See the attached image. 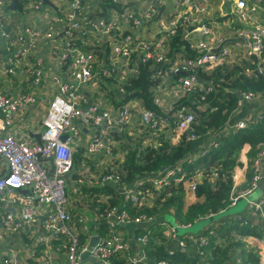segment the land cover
<instances>
[{"label": "built area", "instance_id": "obj_1", "mask_svg": "<svg viewBox=\"0 0 264 264\" xmlns=\"http://www.w3.org/2000/svg\"><path fill=\"white\" fill-rule=\"evenodd\" d=\"M12 1L0 0V35L10 40L13 45L20 47L9 59L7 67L0 62V74L13 73L14 66L19 64L24 57L36 56L35 49L41 37L56 39L60 32H64L65 36L60 37L63 45L58 52V57L64 67L68 66L71 81H64L59 76L53 78L54 83L60 85L61 93L51 101L44 121L42 143H30L27 140L19 139L10 129L22 106L35 102L34 95L22 94L17 98L0 96V109L5 114L3 129L8 131L0 134V156L7 167L6 173L0 176V205L7 201L9 195H12L13 202L19 203L21 206L18 215L8 212L1 217V223L10 232H18L21 226L31 228L37 223L43 208L48 205L53 206L54 210L47 216L44 226L46 231L53 236L66 235L69 237L66 261L63 264H83L81 255L88 250V247L81 244L79 233L70 226V222L75 218V213L66 208V183L69 180L68 174L73 170L74 153L78 149L74 146L79 145L81 134V129L75 122L82 123L87 129L96 132L86 148V153L90 156L100 154L105 148L104 142L107 141L108 144L110 142L109 136L112 129L129 120L135 114L140 116L141 122L154 134L168 131L170 136L173 135L180 140L184 136L187 140L197 139L198 135L193 131L195 114L181 101L191 98L198 90L211 91L213 89V86L201 84L200 69L209 71L219 66L236 63L240 59V54L234 52L226 44L219 51L215 50L225 41V37L219 34L212 24L219 22L221 26L228 27L235 39L234 46L237 49L243 48L248 56H252L250 57L251 68L247 69L245 74L247 76L263 75L264 0H228V11L224 13L222 8H219L221 14L219 16L215 15L216 6L213 0H144L148 5L142 12H137L139 7L134 3L141 0H110L123 10L121 15L111 18L92 17L84 7L85 0H69V8H67L66 0L59 2L51 0L58 10L65 8L64 17L57 14L58 10L51 6H44L43 1L38 0L30 4L28 8L35 10L36 17L38 14H41L42 17L46 13L47 18L44 25L47 28L29 26L25 27L21 34L7 32L4 25L2 9L7 8ZM167 6H172L171 18L161 20L158 37L146 39L143 35L147 23L162 15ZM60 24L63 25L62 29L58 28ZM180 25L185 28V36L190 40L193 39V47L199 51V54L195 58L177 60L171 64L165 58L166 41L170 36L176 34ZM125 30H130V33L123 35ZM114 31L115 33H113ZM89 35L97 37L93 46H96L99 40H115L110 56L111 65L103 70L106 77L112 75L118 68H129L133 74L138 73L137 66L131 62L136 53L144 60L154 57L158 63L169 64L167 68L159 67L157 74H161L165 78H173L171 81L173 97L171 102L166 104L162 98L156 97L157 110L144 106L132 108L131 105L126 104L117 115L103 107V104L101 105L98 100L90 102L82 93V87L90 84L97 77L98 57L94 51L84 50L76 42L77 39ZM120 36L124 37L120 39ZM34 58L30 73L33 76V81L40 83L44 75L43 64L40 58ZM92 89H94V94H98L100 85L94 83ZM262 95L261 92L253 91L239 93L236 112L244 105L259 100ZM204 98L202 96L201 99ZM81 101H84L85 105H82ZM245 119L238 120L234 126L244 127L251 124V122H244ZM263 120L264 116H261L257 121L263 122ZM65 135L67 137L64 140ZM249 150L250 146L245 145L240 152L238 164L231 172L232 185L229 204L219 213L236 206L240 200L246 199L248 206L245 213H249L254 218L261 217L264 220V196L249 200L250 196L260 188L264 179L262 171L264 145L258 148L251 162L248 156ZM200 151L193 155L190 154L189 162L193 161L196 156L200 157L206 154L205 151L200 154ZM48 160L52 161V166H48ZM83 170L84 172L77 183L88 187L96 184L95 180L99 175L92 174L88 165L84 166ZM103 175V182L118 184L121 180V176L117 172H107ZM185 176L186 173L182 172V166L177 164L166 171L159 172L154 184L161 188L170 184L172 178H175L176 182H180ZM220 177L225 180L226 175H221L216 171L209 180L215 182ZM204 178V174L196 170L195 177L185 181L189 192L195 195L197 184ZM138 182L140 181L122 188L125 190L123 193L126 200L138 202L139 184L138 187H135ZM19 190H28L29 193L13 194L14 191ZM120 208H112L105 216L108 237L101 239V242L89 250L91 258L105 264H114L112 261L114 256L124 259L126 264H144L147 260L145 246L153 237V230L150 229L152 226L133 236L135 246H132L127 236L118 230L120 223H140L152 220L153 224L160 223L165 228L163 231L165 240L162 238L160 242L162 243L163 240L166 243L169 257L151 264H182L171 261L170 258L177 252L171 247V242H175L179 250L193 247L200 256L207 255L206 249L211 246L212 239L218 235V230L216 232L214 227L208 226L197 235L189 233L180 236L179 229L191 227L192 222H183L173 226L167 221H161L159 218H153L146 214L133 217L125 210L124 205L122 209ZM217 214L210 212L205 216L199 215L195 222L206 218L213 220ZM80 220L85 222L86 215L81 214ZM260 262L264 264V249ZM4 264L18 263L16 258H7ZM43 264H48V262ZM236 264H243L240 258L237 259Z\"/></svg>", "mask_w": 264, "mask_h": 264}, {"label": "trees", "instance_id": "obj_2", "mask_svg": "<svg viewBox=\"0 0 264 264\" xmlns=\"http://www.w3.org/2000/svg\"><path fill=\"white\" fill-rule=\"evenodd\" d=\"M93 3H98L99 6V10L94 9L89 12L94 18L108 16L107 11L109 9H116L119 12L123 11L120 6L110 2V0H93ZM27 4L28 0H19L16 10L9 11L6 7L2 9L3 21L7 32L21 34L25 27L34 25V21H31V25L25 23V26L21 29L22 23L17 22L13 17L5 19L7 12L33 16L36 12L33 9H29ZM63 10H58L57 14L60 17H64L65 15ZM58 28L62 29L63 25L60 24ZM184 29V26L180 25L176 34L170 36L166 41L165 58L171 64L177 60L195 58L199 54V51L193 47V40L185 36ZM116 32L118 33V31ZM128 33H130V30H125L123 35ZM63 35L65 36L64 32H60L57 37H62ZM123 37L120 36L119 38L122 39ZM85 38L91 39L89 45H82L81 42H78L81 38L76 41L77 45L84 50L94 51L98 57V64L105 61V68L109 67L111 65L110 56L115 40H99L97 45L93 46V43L97 41V37L89 35ZM19 47L18 45L17 48ZM262 54L264 57V50ZM138 55L137 53L134 54L133 60L131 61L137 66L138 73L132 74L123 83H120L117 76H115L116 71L107 77L104 76L102 71L100 74V90L101 88L107 90L106 97L117 100V87L115 89L112 88L117 83L119 85L117 89H123L124 93L127 94V99H140L148 108L157 110L155 88L165 78L163 75L157 74V72L159 67L167 68L169 64L158 63L154 57L144 60ZM27 57H32V55ZM250 57L252 56H247L239 62L219 66L209 71L200 69L201 84L204 86H213V89L211 91H206V89L204 91L198 90L191 98H186L181 101L183 105H186L195 114L193 131L198 135L197 139L187 140L184 136L178 144H172L170 142L169 132L164 131L156 135L159 140L157 145L142 148L140 142L132 141L130 136L124 133H117V130L110 132V136L115 140L121 141L125 138L126 141L127 138V143L123 142L124 144L122 145L125 149V155L115 162V165H118V169L115 172L121 176V180L118 183L119 186L121 188L131 186L136 177L142 179L135 184V187H138L139 184L140 188L138 202L127 200L124 204L125 210L131 216L135 217L140 214H146L153 218H158L168 208L171 209L173 207L172 211L174 213L172 214L174 217L177 216L179 221H190L199 215L205 216L210 212L219 213L228 206L232 185L231 172L238 164L241 150L245 145L250 146L248 156L251 162L258 148L264 145V121L251 123L244 127L233 125L230 127L228 133L222 134V132L228 130V121L238 108L239 93L253 91L261 92L264 95V74H254L253 76H247L245 74V71L251 68ZM13 74H15V71ZM172 80L173 78L168 80L170 85ZM2 84V78H0V86ZM202 96L205 98L201 99ZM214 135H217L218 138L211 142L207 153L200 157L196 156L193 158V161L189 162V155L194 151L204 148L205 144L209 142L210 137L212 136L211 139H213ZM94 157L87 153L84 154V151L78 148L72 159L73 167H79L83 164L86 165ZM177 164L182 166V172L186 173L185 178L180 182H176L175 178H172L170 184L161 188L156 187L154 182L157 174ZM163 167H166L165 170H161ZM196 170L201 171L205 178L197 184L195 196L198 200L186 208L184 205L187 194L185 181L192 180L195 177ZM216 171L220 172L221 175L225 174V180L220 177L215 182H211L209 178ZM68 177H70L71 181V173L68 174ZM106 194H110L111 196L104 199L102 196ZM80 198L83 206L91 208L96 214L99 231H103L102 235H107L108 225L105 216L112 208L122 205V196L117 188H113L111 183L108 182L102 187H86V189H83ZM80 218L81 214L76 215L70 222V226L78 232L83 231L86 227L83 224L85 222L81 221ZM225 220L228 222L223 224L219 229V233L221 234L219 243L211 242V246L208 248L209 252L206 257L209 263L228 264L237 249L241 248L240 250H242V256L245 260L259 264L257 248L243 249L244 241L241 237L249 234H257V228L262 227L258 226L254 219H248L249 224H246L243 218L240 221L234 219V216L222 218V221ZM150 229L153 230V237L145 246L147 260L144 264L147 261L155 263L162 258L167 259L169 257L165 245L160 242L163 238L160 223L154 224ZM23 230L25 228L21 226L19 231L22 232ZM233 230H236V235L231 233ZM81 236V238H84L85 235L83 232ZM58 238L65 239V247L68 245V236L62 235ZM59 240L56 238L53 241L57 244ZM39 249L40 247L36 248V250ZM170 259L171 261H177L182 264H204L200 258L187 250L177 251ZM112 261L114 264H126L125 260L119 256H114Z\"/></svg>", "mask_w": 264, "mask_h": 264}, {"label": "crops", "instance_id": "obj_3", "mask_svg": "<svg viewBox=\"0 0 264 264\" xmlns=\"http://www.w3.org/2000/svg\"><path fill=\"white\" fill-rule=\"evenodd\" d=\"M61 0H57L59 2ZM67 1V8H69V0ZM112 2V1H110ZM221 2H224V4H221ZM136 6L139 7L137 12H142L144 8L148 5L146 1L141 0L140 2H134ZM228 0H218V3L216 5V11L215 15L219 16L220 11L219 8H222L223 12L228 11ZM94 4V5H93ZM84 7L88 12H91L94 9L99 10L98 3H93V0H85L84 1ZM167 8V7H166ZM101 9V8H100ZM108 16H102L99 18H111L116 15H121L122 13L119 12L116 9H109L108 11ZM169 13V16L171 15V11L167 12ZM165 11L162 15L159 17L155 18L154 20L150 21L146 25V30L152 29V32L147 34L148 37L146 39H153V37H158L159 32L161 30L160 28V23L161 20H167L164 17ZM12 18L9 13L5 14V19L6 18ZM47 15L44 13V15L41 14L36 17V14L34 15H29L28 19L31 21H34L35 27H42V28H47V26L44 25L46 21ZM218 20V19H216ZM27 21V20H26ZM26 23V22H25ZM43 25V26H42ZM216 31L221 34L222 36L225 37L224 40H229L226 45L230 48L233 49L234 52H237L240 54V59L238 62L246 58L248 54H246L245 50L243 48L237 49L235 45V39L233 37L232 32L228 27L221 26L219 22L212 24ZM25 24H22L21 29ZM147 35H143L146 37ZM78 40V39H77ZM90 38H84L81 40H78V42H81L82 45H89L90 44ZM193 40V39H191ZM63 42L60 37L56 39H47L45 37H41L38 40V45L35 49V55L32 57H24L19 64L14 66L15 68V74L13 73H2L0 74V78H2V86H0V96H7V97H12V98H17L21 96L22 94H31L34 95L35 97V102L25 104L22 106V108L17 112L14 124L11 126V130L14 133V135L22 140H27L30 143H39V139L37 138V135L40 134V138L42 140V133L44 131V121L47 116V113L50 108V104L52 99L61 93L60 90V85L57 83H54V77L59 76L62 80L64 81H71L70 74H69V68L64 67L62 61L58 57V52L62 48ZM17 51V46L13 45L10 40L3 38L0 35V62L4 63L5 67L8 66L9 64V59L13 57L14 53ZM40 58L42 60L43 64V70H44V75H43V80L40 83H35L33 81L32 75L29 73L31 71V68L33 66V63L35 61V58ZM106 62H102L97 65L96 69V78L90 82V84L84 85L82 87V93L88 98V100L91 101H100L101 105L103 104V107H106L107 109H110L113 111L112 113L117 115L119 111L127 105H131L132 108H135L137 106H144L148 108L144 102L140 99L136 98H129L127 99V94L124 93V90H119L117 89L119 85L117 83L112 86V88H116V96L117 100H114L112 98L106 97L107 90L102 89L98 94H94V89L93 85L94 83H97L100 85V74L105 68ZM116 75L117 78L119 79L120 83H123L129 76H131L133 73L127 69H116ZM32 78V80H30ZM170 78L168 77L167 80H165L162 83L159 84V87L155 88V98L157 96L161 97L162 100L167 103L170 102L173 97L171 94V89L172 86L170 83H168ZM82 105H85L84 101H81ZM252 104H259L258 107H255L249 111V116L244 120V122L247 123H260L258 122V117L264 116V95L262 97L253 102L249 103L246 105H252ZM246 105L243 106L246 107ZM151 109V108H148ZM4 119H5V114L4 112L0 109V134L8 132L7 129H3V124H4ZM264 121V120H263ZM78 125V122H75ZM231 126H227L228 130L222 132V134H226L229 132ZM9 130V129H8ZM90 131L84 132L81 129V134L79 137V145L77 144L78 148H81L82 151H84V154H86V148L91 141L96 132H94L92 129H89ZM112 130H117V133H124L125 135L130 136V139L134 142L139 141L142 148H145L147 146L153 147L158 144L159 140L157 136L150 131L142 122L140 119V116L138 114H135L132 116L129 120H126L125 122L119 124L118 126L115 127V129ZM212 137V136H211ZM208 143L205 144L204 147H209L210 143L213 142L215 139H217V135H214L213 139H211ZM170 142L172 144H178L180 142V138L174 137L173 135H169ZM110 142L109 144H106V141L104 142L105 148L102 149V152L98 155H96L93 159L88 161L82 166L79 167H73V170L71 172V181L70 177L69 180L66 183V193H67V204L66 208L75 213V216L79 214H85L86 215V220L85 223H83L86 227L83 231L77 232L81 236V233H84V238L80 237L81 244L84 247H88L91 241V238L93 236H100L101 239L107 238V235L103 234V231H99V227L97 225V218L96 214L93 212L91 208H86L87 206H83L82 201H81V194L83 192V189H86V185L79 184L77 181L80 179L82 176V173L84 172V166H87L90 168L92 171V174L95 175H100L104 174L107 172H115L118 169V165H115V162L117 160H120L121 157L125 155V149L123 148V144L127 143V138L125 141V138H123L121 141L120 140H115L112 136H109ZM124 142V143H123ZM202 149V148H201ZM200 149V150H201ZM197 150V151H200ZM196 151V152H197ZM48 166H52V161L48 160ZM264 163V161H263ZM7 171V167L5 164V161L3 158L0 156V176L4 175ZM264 171V166L263 170ZM249 175V173H248ZM139 177H136L135 179H138ZM142 179L138 180L141 181ZM135 181V180H134ZM133 181V183H134ZM111 186L113 188H117L118 192L122 196V202L121 204L124 205L125 202L127 201L125 198V194L122 192V188L119 186V184H113L111 183ZM120 187V188H119ZM186 189V202L184 203L185 207L187 208L190 204L196 202L198 198L189 192L187 188V184L185 185ZM28 191V190H27ZM26 190H19V191H14L13 194L16 193H24L27 194ZM26 192V193H25ZM110 194L103 195L102 197L104 199L110 197ZM264 196V190L261 191V194L258 196L261 197ZM12 195L8 196V199L6 202L0 205V264H4V261L7 258H16L18 264H43L44 262H48V264H63L66 261V253H67V247H65V239L58 238L56 236H53L50 232L46 231L45 229V220L47 216L53 212L54 208L51 205L45 206L37 220V223L33 225L31 228H27L26 226L24 227L25 230L18 231V232H10L8 231L1 223V217H3L6 213L14 210V212L18 215L21 210V206L19 203H14L12 200ZM248 206V205H247ZM121 207V206H120ZM173 208V207H172ZM169 209L165 211L163 214H161L159 220L161 221H167L166 220V214L168 213H174L172 210ZM247 208V207H246ZM84 211V212H83ZM246 211V210H245ZM173 216V214H171ZM234 216V219L240 221L242 218L245 220L246 224H249L248 219H254L256 220L258 226H261L262 228H257V234H249L246 236H242L241 238L244 241V247L243 249H256L259 254V264H261V253L264 249V220L261 217L254 218L251 216L249 213H243V214H236V215H230ZM241 216V219L239 217ZM228 217V216H226ZM246 217V218H245ZM175 222L177 224L179 223H189L190 221H179L177 216H173ZM198 216L193 219L196 220ZM225 218V217H223ZM160 221V222H161ZM228 222L227 220L222 221V218L210 222V224L205 225L197 234H199L201 231L206 229L208 226L214 227L216 232L218 230V235L212 239V242L214 243H219L220 241V236L221 234L219 233L220 227H222L223 224ZM170 225H172L170 222H168ZM263 224V225H262ZM154 225V224H153ZM152 225V226H153ZM161 225V224H160ZM121 227V226H120ZM119 227V228H120ZM118 230L120 231V229ZM148 227L144 228H137L133 231V236L138 235L143 232V229H146ZM162 228V236H164L163 231L164 227L161 226ZM123 231L126 233L124 234L128 238V232L125 228H121ZM193 233V232H191ZM233 234H237L236 230H233L231 232ZM187 235L189 233H186ZM195 234V233H194ZM196 234V235H197ZM180 235V234H179ZM181 236V235H180ZM185 236V234H184ZM61 237V236H60ZM60 239L57 244L54 243V239ZM163 240H165V237H163ZM162 240V243L166 246V243ZM101 242V241H100ZM69 244V241H68ZM171 247L173 249H176L179 251V248L175 242H171ZM40 247L39 250H36V248ZM209 248V247H208ZM208 248L206 249V252L208 253ZM241 248L237 249V251L233 254L234 259L228 262H232V264H236L237 259L240 258L243 264H246L248 262L252 261H247L244 259L242 256V250ZM181 250V249H180ZM188 252L191 254L197 256L202 260L204 264H210L207 255L200 256L198 251L195 248H188ZM83 264H94L91 261H86L82 262ZM254 263V262H253ZM146 264H151V262H148ZM255 264V263H254Z\"/></svg>", "mask_w": 264, "mask_h": 264}, {"label": "water", "instance_id": "obj_4", "mask_svg": "<svg viewBox=\"0 0 264 264\" xmlns=\"http://www.w3.org/2000/svg\"><path fill=\"white\" fill-rule=\"evenodd\" d=\"M43 1V4L44 6H51L53 7L55 10H58V7L51 1V0H42ZM19 0H13L11 2V4L9 6H7V10H16L17 9V4H18ZM229 40H225L218 48H216L215 50L216 51H219ZM259 104H252V105H246V107L240 109L239 111H237L232 117L231 119L229 120V125L230 126H233L238 120H242V119H245L248 114H249V111L255 107H258ZM79 128L82 129L84 132H87V131H90L88 130L82 123H79L78 124ZM66 135L63 137V139L65 140L66 139ZM37 138L39 139V143H42V140L40 138V134L37 135ZM106 144H108V142L106 141ZM196 151L192 152L191 155H193ZM166 167H163L161 170H165ZM263 177H264V171H263ZM67 178V177H66ZM141 178H138V179H135L134 183H136L138 180H140ZM264 190V179H263V182L259 188V191H262ZM27 191V190H26ZM28 192V191H27ZM122 192H125V190H122ZM26 193V192H25ZM249 200H253V199H249ZM123 208V205H121V208ZM12 213H15L14 210L12 211ZM226 212H224L223 214L219 215V217H221L222 215H225ZM214 221V219L212 220ZM154 222L151 220V221H146V222H140V223H120V226L125 228L128 232V239H129V242L132 246H135V243H134V238H133V231L137 228H144V227H151L152 224ZM101 241V237L100 236H93L91 238V241H90V244L88 246V250L83 252L82 255H81V263L82 262H86V261H91L93 262L94 264H105L104 262L102 261H98V260H95L93 258L90 257V252L89 250L93 249V247L95 245H97L99 242ZM234 259V256L232 257V260ZM229 264H232V262H230Z\"/></svg>", "mask_w": 264, "mask_h": 264}, {"label": "rangeland", "instance_id": "obj_5", "mask_svg": "<svg viewBox=\"0 0 264 264\" xmlns=\"http://www.w3.org/2000/svg\"><path fill=\"white\" fill-rule=\"evenodd\" d=\"M35 1H38V0H28V4H27V7L30 5V4H32V3H34ZM213 3H214V5L216 6L217 5V3H218V0H213ZM171 8H172V6H167V8L165 9V14H164V17H165V19H167V20H169L171 17L169 16V13H167V12H169V11H171L172 12V10H171ZM64 10H63V13H65L66 12V10H65V8H63ZM9 11H12V10H9ZM7 13H9V15H11L17 22H20V23H22V24H25V22L27 23V25H31L32 24V22H31V20H29L28 19V15H26V14H17V13H15V12H7ZM27 20V21H26ZM144 32H145V35H147V34H149V33H151L152 32V29H145L144 30ZM148 37H151V36H146L145 38H148ZM157 87H159V85L157 86ZM156 87V88H157ZM157 97H159V96H157ZM159 98H161V97H159ZM171 102V101H170ZM167 103H169V102H167ZM166 103V104H167ZM142 106V105H141ZM159 132H157V134H158ZM157 134H155V135H157ZM207 149H208V147H204V148H202L201 149V151H200V154L203 152V151H205L206 153H207ZM103 180H104V175L103 174H100L98 177H97V179L95 180V182H97L96 184H92V185H90V187H102V186H104V184H106L107 182H103ZM261 194V191H259V189L253 194V195H251L250 196V198L251 199H253V200H255V199H257L258 198V196ZM247 205H248V201L246 200V199H242V200H240L238 203H237V205L236 206H234V207H231V208H228L227 210H225V211H223V212H221V213H218L215 217H214V221L215 220H218V219H220V218H223V217H226V216H230V215H236V214H243L244 212H245V210L247 209L246 207H247ZM84 212V211H83ZM224 212H226V214L225 215H222L221 217H219V215H221V214H223ZM172 214V213H171ZM170 213H168V214H166V220H167V222H170L173 226H176L177 225V223L175 222V220H174V218H173V216L171 215ZM199 217V216H198ZM192 223H193V225L191 226V227H181L180 229H179V234L181 235V236H183L184 234H186V233H191V232H193V233H195V234H197L205 225H208V224H210V222H211V219H209V218H206V219H203V220H198L197 222H195V220H192L191 221ZM263 225V224H262ZM120 229V228H119ZM120 231H122L124 234L126 233L125 231H123L122 229H120Z\"/></svg>", "mask_w": 264, "mask_h": 264}]
</instances>
